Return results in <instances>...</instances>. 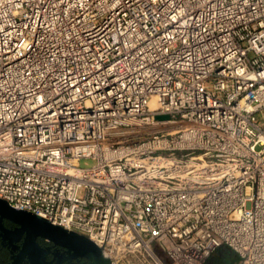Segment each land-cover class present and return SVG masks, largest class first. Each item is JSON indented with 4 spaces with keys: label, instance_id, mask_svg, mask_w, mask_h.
Returning a JSON list of instances; mask_svg holds the SVG:
<instances>
[{
    "label": "built area",
    "instance_id": "2783aa9c",
    "mask_svg": "<svg viewBox=\"0 0 264 264\" xmlns=\"http://www.w3.org/2000/svg\"><path fill=\"white\" fill-rule=\"evenodd\" d=\"M263 111L264 0H0V198L111 264H264Z\"/></svg>",
    "mask_w": 264,
    "mask_h": 264
},
{
    "label": "water",
    "instance_id": "95a60500",
    "mask_svg": "<svg viewBox=\"0 0 264 264\" xmlns=\"http://www.w3.org/2000/svg\"><path fill=\"white\" fill-rule=\"evenodd\" d=\"M169 115L157 114L166 119ZM0 264H111L102 246L0 198Z\"/></svg>",
    "mask_w": 264,
    "mask_h": 264
},
{
    "label": "rangeland",
    "instance_id": "374dc122",
    "mask_svg": "<svg viewBox=\"0 0 264 264\" xmlns=\"http://www.w3.org/2000/svg\"><path fill=\"white\" fill-rule=\"evenodd\" d=\"M258 118L262 119L264 117V111L262 113H258ZM172 126H178V124H171L167 126V129L172 127ZM92 162L91 159L86 158L81 160V164H90ZM156 251L158 252V255L161 257V263L150 256L147 252H144L143 254H140V256H127L120 258L117 262V264H169V261L167 257L162 253L159 252L158 248H155ZM225 256L232 260V264H239V256L238 254L232 250L231 248H226V254ZM164 261V262H163Z\"/></svg>",
    "mask_w": 264,
    "mask_h": 264
},
{
    "label": "trees",
    "instance_id": "16d2710c",
    "mask_svg": "<svg viewBox=\"0 0 264 264\" xmlns=\"http://www.w3.org/2000/svg\"><path fill=\"white\" fill-rule=\"evenodd\" d=\"M226 248L227 246H219L214 252H212L209 257L204 261L203 264H226Z\"/></svg>",
    "mask_w": 264,
    "mask_h": 264
},
{
    "label": "bare ground",
    "instance_id": "6f19581e",
    "mask_svg": "<svg viewBox=\"0 0 264 264\" xmlns=\"http://www.w3.org/2000/svg\"><path fill=\"white\" fill-rule=\"evenodd\" d=\"M154 105H155V98L152 97L151 100H150V106H154ZM177 128H178V126H172V127L168 128V129L171 130V131H175V130H177ZM153 257H155V259L161 263V260H160L159 257H156L154 255H153Z\"/></svg>",
    "mask_w": 264,
    "mask_h": 264
},
{
    "label": "crops",
    "instance_id": "0c3cea01",
    "mask_svg": "<svg viewBox=\"0 0 264 264\" xmlns=\"http://www.w3.org/2000/svg\"><path fill=\"white\" fill-rule=\"evenodd\" d=\"M226 259H227V262H226L227 264H232L233 263L232 260H230L229 258L226 257Z\"/></svg>",
    "mask_w": 264,
    "mask_h": 264
},
{
    "label": "flooded vegetation",
    "instance_id": "af4514ba",
    "mask_svg": "<svg viewBox=\"0 0 264 264\" xmlns=\"http://www.w3.org/2000/svg\"><path fill=\"white\" fill-rule=\"evenodd\" d=\"M227 264V263H226Z\"/></svg>",
    "mask_w": 264,
    "mask_h": 264
}]
</instances>
